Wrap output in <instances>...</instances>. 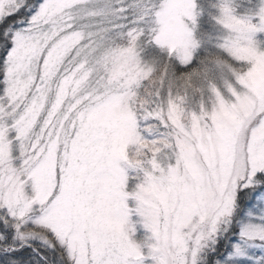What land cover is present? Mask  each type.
<instances>
[{"label": "snow or ice", "instance_id": "obj_1", "mask_svg": "<svg viewBox=\"0 0 264 264\" xmlns=\"http://www.w3.org/2000/svg\"><path fill=\"white\" fill-rule=\"evenodd\" d=\"M0 264H264V0H0Z\"/></svg>", "mask_w": 264, "mask_h": 264}]
</instances>
